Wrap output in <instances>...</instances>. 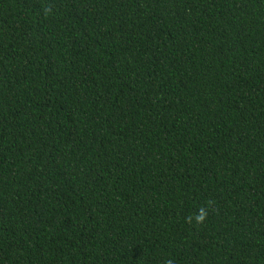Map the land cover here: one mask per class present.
Segmentation results:
<instances>
[{"label":"trees","instance_id":"trees-1","mask_svg":"<svg viewBox=\"0 0 264 264\" xmlns=\"http://www.w3.org/2000/svg\"><path fill=\"white\" fill-rule=\"evenodd\" d=\"M169 262L264 264V0H0V264Z\"/></svg>","mask_w":264,"mask_h":264},{"label":"clouds","instance_id":"clouds-1","mask_svg":"<svg viewBox=\"0 0 264 264\" xmlns=\"http://www.w3.org/2000/svg\"><path fill=\"white\" fill-rule=\"evenodd\" d=\"M205 215H206V213L203 210H201V214L196 217V221L202 222L205 219ZM189 222H191L190 219H189ZM169 264H171V262H169Z\"/></svg>","mask_w":264,"mask_h":264}]
</instances>
